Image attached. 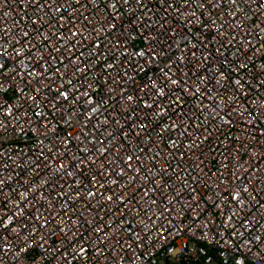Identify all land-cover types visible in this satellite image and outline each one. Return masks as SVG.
Wrapping results in <instances>:
<instances>
[{
    "label": "built area",
    "instance_id": "obj_1",
    "mask_svg": "<svg viewBox=\"0 0 264 264\" xmlns=\"http://www.w3.org/2000/svg\"><path fill=\"white\" fill-rule=\"evenodd\" d=\"M0 53V264H264V8L0 0Z\"/></svg>",
    "mask_w": 264,
    "mask_h": 264
},
{
    "label": "snow or ice",
    "instance_id": "obj_2",
    "mask_svg": "<svg viewBox=\"0 0 264 264\" xmlns=\"http://www.w3.org/2000/svg\"><path fill=\"white\" fill-rule=\"evenodd\" d=\"M36 2L38 3L39 0H36ZM93 2H95V0H93ZM141 2H142V0H137V3H141ZM208 2H209V4H214V3H218V0H208ZM230 2H231L232 4H236L237 0H230ZM76 3H80V0H76ZM124 3H125V4L129 3V0H124ZM185 3H187V0H185ZM251 3H252V4H256V5H257L258 7H260V8H264V0H251ZM199 6H200L201 8L205 7L204 4H200ZM111 7H112V8H116V4L113 3V4L111 5ZM56 11H61V9H60V8H57ZM61 19H63V17H61ZM113 27H114V25H113ZM24 35L27 36L28 33H24ZM72 35H73V36H76V35H78V33H76V32H72ZM46 39H47V37H46ZM61 47H62V46H61ZM96 47H99V45H96ZM56 50H57V51H60V48H57ZM0 55H2V53H0ZM139 55L143 56L144 53H143V52H140ZM108 67H111V65H109ZM241 67H246V65H242ZM3 68H4V65H3V64H0V69H3ZM45 71H47V69H45ZM77 71H83V69H79V68H78ZM3 75H4V73H3L2 71H0V76H3ZM29 75H37V74L29 73ZM38 75H43V73H39ZM170 79H171V78H170ZM69 83H71V82L69 81ZM177 83H179V81H177V80H175V79H172V84H177ZM236 83L239 84L240 81L237 80ZM4 88H5V84H4V82H3V81H0V89H4ZM197 91H198V89H197ZM84 94L87 95V93H84ZM159 94L162 95V94H163V90H161V92H160ZM60 95L63 96L64 99H67V98H68V93H67V92H61ZM127 99H128V100H132L133 98H132L131 96H129V97H127ZM177 100H179V97H177ZM145 106H146V107H151V105H145ZM11 111H12L11 108H9V109H8V114H9V115L11 114ZM93 112H95V109H93ZM159 114H162V113H158V115H159ZM222 119H223V117H222ZM229 123H231V121H229ZM140 127L143 129V128H145L146 126H145V125H140ZM173 143H175V142H173ZM137 159H139V157H137ZM131 160H132V157H131V156L127 157V161L130 162ZM59 167H60L61 169H63V168L65 167V165H64L63 163H61V164L59 165ZM68 174L71 175V173H68ZM121 174H123V173H121ZM91 179H92V180H95L96 178H95V177H92ZM3 183H4V181L0 180V184H3ZM112 183H113V184H116L117 181L113 180ZM100 187H104V185H103V184H100ZM244 191H247V188H245ZM97 194H98V193H96V192H91V191L88 192V196H96ZM101 194H102V193H101ZM24 195L26 196L27 194L25 193ZM233 199H239V197H238V196H234ZM107 200L111 201V200H112V196L109 195V196L107 197ZM153 203H156V202L153 201ZM241 203H242V201H241ZM37 219H39V217H37ZM229 219H231V217H229ZM11 221H12V217H9V218H8V222L5 223V224L2 225V226L5 227V228H7V227H8V224L11 223ZM25 226H26V225H25ZM12 231H16V229H12ZM97 231H99V229H97ZM4 250H5L4 245L0 244V253H2ZM26 251H27L26 248H21V252H26ZM85 251H86V250H85L84 248H81V249H80V253H79V255H80L81 257H83ZM17 255H19V253H17ZM68 264H70V262H68ZM218 264H225V261H224L223 258H222V254H221V258H220L219 261H218ZM227 264H237L235 257L232 256L231 254H229V260L227 261Z\"/></svg>",
    "mask_w": 264,
    "mask_h": 264
}]
</instances>
